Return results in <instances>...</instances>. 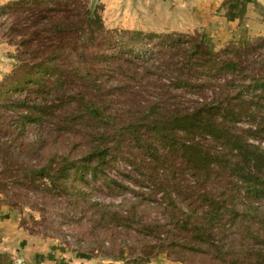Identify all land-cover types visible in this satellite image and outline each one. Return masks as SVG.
Instances as JSON below:
<instances>
[{"label": "trees", "instance_id": "16d2710c", "mask_svg": "<svg viewBox=\"0 0 264 264\" xmlns=\"http://www.w3.org/2000/svg\"><path fill=\"white\" fill-rule=\"evenodd\" d=\"M44 1L19 0L2 10L17 8L25 30L33 23L30 20L35 26L42 24L40 36L36 28L29 26V37L19 41L26 47L24 55L32 60L31 65L25 63L23 67L28 69L27 75L53 79L61 67L58 57L64 50L73 52L77 47L71 39L76 36L72 35L82 32L80 35L86 34L89 39L104 30L101 18L87 8L59 0L48 7ZM136 37L135 41L139 35ZM148 38L159 39V48L127 57L123 52L116 55L102 51L93 57L95 63L103 65L101 69L95 65L89 69L68 68V77L106 103L113 102L110 96L124 91L139 96V87L130 86V81L144 80L135 77L141 69L144 76H154L155 71L164 74L168 84L163 85L165 98L154 99L153 91H148L152 104L128 109L124 123L115 122L117 115L107 106L87 104V114L94 121L88 133L90 150L80 165L65 160L61 174L83 169L92 179L101 169L105 171L122 159L134 170V174L125 176L136 186L148 189L149 195L140 193L142 197L161 194L166 209H178L183 214V220L176 219V226L184 239L190 238L193 249L188 245L182 248L207 256L211 264H264V74L253 75V69L245 65L247 55L264 48L263 44L242 54L233 49L235 44L212 51L201 37L197 41L182 34H152ZM66 39L69 45L63 44ZM110 61L120 63L111 75L104 68L111 65ZM251 62L252 66L257 64L252 57ZM118 77L125 83L115 81ZM211 90L216 95L215 91L220 92L221 98L207 101L203 95ZM186 95L188 100L184 99ZM6 96L0 105V128L5 135H11L15 120V131L21 134L26 125L38 126L48 114L45 105L27 97ZM79 101L84 100L79 97ZM124 144L138 152L137 159L119 158ZM44 172L39 173L42 178ZM111 183L121 190L127 188ZM177 202L183 203L186 210L178 208ZM108 208L103 205L102 219L111 220L114 229H130L137 218L135 213L123 216ZM136 224L142 228L139 234L154 240L141 249L146 263L159 253L175 250V239H168L167 245L160 239L159 225Z\"/></svg>", "mask_w": 264, "mask_h": 264}, {"label": "rangeland", "instance_id": "374dc122", "mask_svg": "<svg viewBox=\"0 0 264 264\" xmlns=\"http://www.w3.org/2000/svg\"><path fill=\"white\" fill-rule=\"evenodd\" d=\"M0 1H3L0 3V105L7 95L12 98L27 97L31 102H37L48 108L46 118L38 126L26 125L24 133L15 131L17 120L11 123L14 126L11 128V135H5L0 128V199L19 214L22 228L36 237L41 247H50V251L53 252L54 250L68 251L69 254L74 252L78 254L76 257L86 258L88 260L86 264H147L140 252L146 245L154 243V240L139 234L142 228L136 223L144 222V224L160 226L159 237L165 245L168 239H175L178 243L175 250L159 253L153 258L163 256L181 264H211L207 256L182 248L188 245L193 249L190 238L184 239V235L176 226V219L183 220V214L178 209H166L161 194L148 196V189L136 186L130 178L125 176L128 173L134 174L132 166L126 161L117 160L116 164L107 167L105 171L101 169L92 179L88 173H84L83 169L71 170L69 173L65 171L62 175L61 168L65 160L74 161L80 165L90 150L88 133L94 121L87 114V104L107 106L108 111L117 115V117L114 116L115 122L124 123L127 121L128 109L131 107L143 109L152 104L154 100L147 95L148 91L149 93L153 91L154 99L165 98L163 85L168 84L164 74L153 70L154 76H144L145 71L141 69L136 72L135 77H143L144 80L130 81V86L139 87L136 88L141 93L139 96L133 95L130 90L110 96L113 102H100V98L87 92L79 81L68 77L70 66L89 69L90 66L95 65L101 69L103 65L99 66L95 63L93 57L102 51L116 55L123 52L127 54L126 57L143 55V51L147 50L154 51L153 49L159 48L160 40L149 39L148 37L152 34L159 36L182 34L194 41L200 40L201 37L202 42L210 50L219 52L221 49L214 50L208 35L200 30H188L181 33L156 32L154 28L168 25V21L161 22L158 18L157 21L153 18L148 22L147 27L140 22L141 18L136 21L137 28L118 27L114 21L119 14L117 8L112 5L113 0H59V3H67L79 9L87 8L92 15H98L104 31L89 39L86 34L80 35L82 32L72 35L76 36L71 39L77 47L73 52L64 50L58 57L57 64L61 67L57 78L47 79V76L43 77L39 74L27 75L28 69L23 65L25 63L31 65L32 60L24 55L26 47L21 46L19 41L29 37L31 33L29 26L32 30L36 28L40 36L42 24L35 26L34 20H30L33 23L29 24L25 30L22 28L23 16L19 15L17 8L10 11L2 10L3 7L10 6L19 0ZM45 1L44 4L48 7L55 3V0ZM130 1H122L121 10L123 8L125 14H120L121 18H128ZM141 2L143 0L137 2V7H140ZM154 9V11H160L156 7ZM137 35L139 37L135 41L133 38ZM63 42L64 45H69L68 39ZM260 44L264 46L263 37L247 45H236L233 49L244 54L252 46ZM250 56L257 61L255 66H252ZM247 57L249 58L245 65L253 69L251 74H264V48ZM110 63L111 65L104 66L109 75L115 72L119 61H110ZM135 66L140 67V64L135 62ZM57 79L60 82H57ZM115 81L125 83L121 77ZM68 82L72 84L69 87ZM60 83L64 86L60 87ZM42 87L44 88L41 91L37 90ZM215 93L217 95L211 90L205 92L203 96L207 101L220 99L221 95H218L220 92L215 91ZM79 97L84 101L78 102ZM184 99L188 100L189 96H184ZM12 115L15 116L16 113ZM2 124L3 120L0 119V127ZM261 145L264 149V142ZM123 149L119 158L124 157L129 161L137 159L138 152L129 144H124ZM43 170L45 176L42 178L39 173ZM111 181L127 188L124 190L115 188ZM217 184L215 183L216 186ZM140 193L148 195L142 197ZM176 204L178 208L185 209L183 203ZM261 204L264 205V199ZM103 205L109 207L111 212L116 211L123 216L127 213H135L137 218L130 229L124 227L114 229L110 226L113 225L111 220L102 219ZM187 211L190 212V209Z\"/></svg>", "mask_w": 264, "mask_h": 264}, {"label": "crops", "instance_id": "0c3cea01", "mask_svg": "<svg viewBox=\"0 0 264 264\" xmlns=\"http://www.w3.org/2000/svg\"><path fill=\"white\" fill-rule=\"evenodd\" d=\"M122 1L124 0L112 1L119 14L114 21L118 27L137 28L138 18L147 27L148 22L153 18L157 21L158 18L161 22L168 21V25L154 28V31L181 33L200 30L208 35L214 50L231 44L247 45L257 38H264V0H143L140 7H137L140 0H131L127 19L120 17L124 13L123 8L121 10ZM154 7L160 11H154ZM42 247L36 237L22 228L19 214L0 199V264L88 262L86 258L76 257L78 254L74 252H53L50 247ZM147 264L181 263L157 256Z\"/></svg>", "mask_w": 264, "mask_h": 264}]
</instances>
